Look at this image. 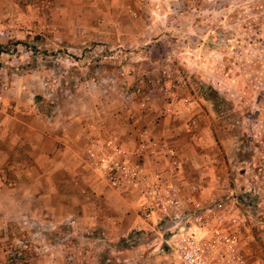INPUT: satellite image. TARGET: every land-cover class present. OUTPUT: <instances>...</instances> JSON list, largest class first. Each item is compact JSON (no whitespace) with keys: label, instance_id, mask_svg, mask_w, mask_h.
I'll return each instance as SVG.
<instances>
[{"label":"rangeland","instance_id":"1","mask_svg":"<svg viewBox=\"0 0 264 264\" xmlns=\"http://www.w3.org/2000/svg\"><path fill=\"white\" fill-rule=\"evenodd\" d=\"M65 2L27 0L18 4L21 14L2 23L0 98L27 105L32 99L40 116L53 118L70 117L77 106L87 115L91 104L113 132L115 117L119 129L136 119L147 123L133 149L111 138L123 145L125 159L153 172L168 165L166 151L173 149L176 179L195 198L221 199L227 212L238 205L251 215L245 256L264 264V0ZM165 117L175 146L149 135L163 128L153 130L149 121ZM141 143L145 155L137 151ZM184 143L201 169L184 158ZM86 169L135 203L142 219L136 193L113 189L101 171ZM78 193L77 200L86 196ZM242 197L252 201L250 209ZM58 202L37 203L28 219L2 222L0 264H179L166 247L164 223L142 219L116 232L133 220H106L102 207L84 219L80 202Z\"/></svg>","mask_w":264,"mask_h":264},{"label":"crops","instance_id":"2","mask_svg":"<svg viewBox=\"0 0 264 264\" xmlns=\"http://www.w3.org/2000/svg\"><path fill=\"white\" fill-rule=\"evenodd\" d=\"M57 1L66 3L65 0ZM25 2L27 0H0V26L5 23L7 17L13 20L17 17L15 14H21L23 10L18 4ZM39 25L40 23L33 22L34 27ZM26 102L5 96L0 98V225L4 222L3 226H6V220L22 219L23 214L26 215L25 219H28L37 203H49L55 198L59 199L58 203L80 202V214L84 219L88 211H100L102 207L105 214L107 213L104 216L106 220H127V224L133 220L127 229L117 227V230L114 229L116 232H128L130 228L144 224L136 214L135 203L127 202L115 192H110L96 175L88 172L82 153L85 152L87 156L92 147L99 148V144L111 140L113 136L124 142L127 140L126 146L133 149L138 145L140 130L147 123L136 119L135 122L131 121L132 124L122 122L124 128L119 129L117 124H120V120L115 117L111 119L116 125V131L113 132V126L110 127L108 123L109 119L105 116H95L91 104L89 109L92 112L87 115H82L77 106L72 116L53 118L40 116L35 111L32 99L29 105ZM24 107L25 109H22ZM169 119H151L148 126L157 130ZM147 131L150 132L149 128ZM163 131L165 126L161 131H153L149 135L173 140V145L178 143L176 133ZM188 148L189 145L185 144L184 158H187V162H192L191 168H202V165L195 164L194 156L189 153ZM55 189H58V192ZM77 190L79 193L86 191V196L80 198ZM75 193L79 194L78 200L72 196ZM18 208L22 211L18 212ZM128 213H131V216L127 215Z\"/></svg>","mask_w":264,"mask_h":264},{"label":"built area","instance_id":"3","mask_svg":"<svg viewBox=\"0 0 264 264\" xmlns=\"http://www.w3.org/2000/svg\"><path fill=\"white\" fill-rule=\"evenodd\" d=\"M139 145L137 151L147 154V145ZM125 154L123 145L109 139L87 152L86 166L101 171L111 188L136 193L143 221L167 227L166 247L179 264H249L245 256L248 212L238 205L227 212L221 199L195 198L176 179L179 163L173 149L166 151L168 165L153 172L144 163L130 164ZM242 202L251 208L250 199L242 197Z\"/></svg>","mask_w":264,"mask_h":264},{"label":"trees","instance_id":"4","mask_svg":"<svg viewBox=\"0 0 264 264\" xmlns=\"http://www.w3.org/2000/svg\"><path fill=\"white\" fill-rule=\"evenodd\" d=\"M2 53V47L0 46V54Z\"/></svg>","mask_w":264,"mask_h":264}]
</instances>
